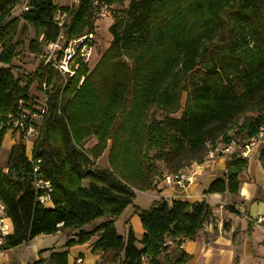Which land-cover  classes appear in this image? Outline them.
Instances as JSON below:
<instances>
[{"label":"trees","instance_id":"trees-1","mask_svg":"<svg viewBox=\"0 0 264 264\" xmlns=\"http://www.w3.org/2000/svg\"><path fill=\"white\" fill-rule=\"evenodd\" d=\"M54 1L0 0V149L8 131L13 139L0 165V204L12 225L0 251L40 234L76 230L63 250L49 254L50 264H67V249L94 234L92 252L118 264H184L190 256L180 246L212 217L205 201L159 198L148 209L134 206L139 240L131 228L120 236L114 220L133 204L135 190H154L163 172L176 175L219 145L242 146L264 128V0H129L109 26V46L91 68L75 59L72 75L43 64L37 39L47 45L60 37L66 47L94 35L99 6L124 0L63 7ZM17 3L21 9L11 16ZM57 11L68 16L62 27L53 22ZM225 22L227 39L212 45ZM21 23L33 28L30 51L41 56L32 72L12 63ZM32 84L44 98L43 113L29 94ZM21 109L40 116L26 121L36 132L29 157L24 131L10 122ZM258 159L264 168V143ZM246 164L237 152L229 154L225 173L204 193L236 195ZM36 178L50 184L48 206L37 199ZM97 219L103 221L92 230L82 229Z\"/></svg>","mask_w":264,"mask_h":264},{"label":"crops","instance_id":"crops-1","mask_svg":"<svg viewBox=\"0 0 264 264\" xmlns=\"http://www.w3.org/2000/svg\"><path fill=\"white\" fill-rule=\"evenodd\" d=\"M10 137L11 132L8 131L2 141L1 149H4L6 155L13 145ZM262 145L252 149L244 170L238 175L239 189L236 195L204 193L214 179L225 173L227 155L205 159L202 163L193 162L178 172L185 178L182 186L176 183L165 184L161 178L154 190H135L133 204L127 206L114 220L116 232L125 238L131 228L134 237L137 240L141 238L143 229L138 216L133 214V207L148 209L150 206H139L136 203L137 194L145 196L148 205L159 198L168 203L172 200L190 203L205 201L212 209V217L194 240L185 241L180 246L190 256L184 264H264V232L255 224L256 218L264 219V168L258 159ZM31 147L26 146L27 156L30 155ZM165 175L167 173L163 172L162 177ZM102 221L97 219L82 229L92 230ZM75 234L76 230L40 234L28 243L0 251V264H34L38 260V264L49 263V254L63 250L66 240ZM97 238V234H94L85 243L69 247L67 264H118L109 254L92 252V244ZM6 252L11 255H6ZM78 259L80 263H77Z\"/></svg>","mask_w":264,"mask_h":264},{"label":"built area","instance_id":"built-area-1","mask_svg":"<svg viewBox=\"0 0 264 264\" xmlns=\"http://www.w3.org/2000/svg\"><path fill=\"white\" fill-rule=\"evenodd\" d=\"M25 5V4H24ZM23 10L27 9L25 6H22ZM68 16L66 12L57 11L53 17V22L58 27H62L64 23L67 22ZM93 39V34L84 35L82 37L70 40L67 43L66 47H63L60 37L52 42L47 44V50L43 53V64H50L54 68H56L61 75H72L74 72L70 71L69 65L74 63L75 59H81L85 64L88 60V48L90 47V43ZM44 87V85H43ZM42 105V106H41ZM39 107L40 113H43L45 110L44 98ZM40 118L39 115L31 112L30 110L21 109L18 112V116L10 117L11 124L19 128L21 131H24L25 141L28 140L27 137L33 139L35 135V130L32 127L26 125L27 120L37 121ZM27 126V127H26ZM29 141V140H28ZM264 143V128H260L259 132L252 136L248 141L242 145L237 146L234 142H231L227 145H221L213 150L208 151L206 159L212 160L217 156L231 154L233 152H237L239 156L243 158H249L250 152L253 148L257 147ZM27 144V143H26ZM29 157V156H28ZM184 176L177 173L176 175H165L163 177V181L165 184L176 183L178 185H183ZM34 189L39 193L37 199L39 203L44 206H48L50 204L49 192H50V184L47 181H43L39 178H36L33 182ZM263 218L258 217L255 219V224L257 227L264 232ZM12 233V225L4 214L3 207L0 204V246L3 243L4 237ZM81 260L78 259L77 263H80ZM24 264H32V263H24Z\"/></svg>","mask_w":264,"mask_h":264},{"label":"rangeland","instance_id":"rangeland-1","mask_svg":"<svg viewBox=\"0 0 264 264\" xmlns=\"http://www.w3.org/2000/svg\"><path fill=\"white\" fill-rule=\"evenodd\" d=\"M54 3L58 7L63 6H70L71 4L75 3V0H55ZM129 3V0H124L120 4H112L110 6L101 5L99 8L94 12V27H95V33L93 35V39L90 43V47L88 48V60L86 62L87 66L91 68L93 64H95V61L99 59V56L103 53V51L109 46L111 42V34L109 33V26L115 21V17H119L121 11L127 8V5ZM21 9V6L15 4V6L12 9L11 16H15L18 14L19 10ZM230 25L225 22L223 23L218 30H221L222 36L219 34V31H217L214 35L212 45L218 44L228 37V30H230ZM237 32L236 29H234V33ZM34 38V31L33 28L29 25H20L18 33L15 41H18L19 48L17 50V55L13 59V65L22 67L27 72H32L35 67L39 64L40 60V54L47 50V45L40 43L41 39H37L38 46H39V52H31L30 51V41ZM224 39V40H223ZM126 63L130 64V60L126 58ZM44 88V87H43ZM29 94L36 97V100L38 103H41L43 100V96L41 92L37 89L36 84H32V86L29 89ZM184 99V98H183ZM180 114L177 113L175 116L178 117ZM151 117L159 119V115L154 112V110H151L150 112ZM12 139V137H10ZM26 145L31 146L32 145V138L27 137ZM13 140V139H12ZM94 143V140H89L85 147H90ZM263 146V145H262ZM261 146V147H262ZM220 147V145L218 146ZM29 149V148H28ZM152 155V153H150ZM229 154H227L228 157ZM223 156V155H222ZM226 157V158H227ZM6 152H4V149H0V165L4 166L6 162ZM206 159V158H205ZM98 163L100 165H106V153L102 155V157L98 160ZM160 167H162L161 162H157ZM135 198V197H134ZM136 203L141 206L148 208L150 205H148V202L142 194H137L136 196ZM6 255H11L10 252H6ZM43 264H49V263H43Z\"/></svg>","mask_w":264,"mask_h":264}]
</instances>
